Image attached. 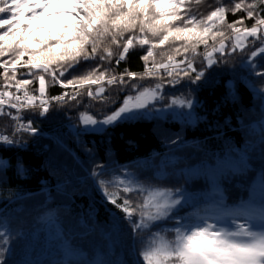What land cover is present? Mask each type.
<instances>
[{
    "label": "snow or ice",
    "instance_id": "obj_1",
    "mask_svg": "<svg viewBox=\"0 0 264 264\" xmlns=\"http://www.w3.org/2000/svg\"><path fill=\"white\" fill-rule=\"evenodd\" d=\"M201 2L0 0V117L8 116L13 121L11 137L0 133V148L23 147L14 138L17 132L38 133L31 119L23 122L24 111L39 110V115L44 116L52 101L79 103L77 97L85 91L90 99L108 105L110 97L105 95V85L118 86L119 92L129 94L118 107L109 105L102 119L82 112L79 119L83 127L78 135L106 133L121 123L165 112L186 117L191 124L199 119L194 114L198 101L193 99V93L208 83L204 68L198 70L195 66L197 58L202 57L204 65L211 68L218 62L216 53L224 58L239 51L240 67L246 72L244 82L261 102V118L249 127L260 133L264 151V0H229L228 4L216 0L217 6L209 5L212 10L206 15L193 11V3ZM229 12L244 15L229 22ZM246 20L253 23L247 26ZM250 44L254 50L249 52ZM137 47L146 48L141 56L142 72L125 68L117 74L102 68V63L89 64L97 60L110 62L115 57L119 66ZM82 66L86 67L81 74L72 75ZM255 78H260L259 86ZM148 79L158 82L147 86L134 82ZM185 80V87L196 88L187 94L168 96L164 107H155L165 99L164 83L175 87ZM34 84L38 87L32 89ZM57 84L65 92L49 97V86ZM225 87V99L237 101L235 83L230 80ZM115 103L111 100V104ZM177 109L181 111L177 113ZM86 151L92 154V150ZM8 165L9 161L0 158V180ZM202 166L211 174L210 187L197 198L203 203L196 204L184 188L141 182L130 172L105 180L100 178L105 174L104 165L92 170L97 190L123 213L122 217L111 213V230L131 241L127 259L115 264H264V162L253 169L246 149L229 146L215 164ZM15 167L18 175L26 172L19 160ZM191 171L185 170L186 174ZM159 175L165 173L161 171ZM236 175L248 176L245 194L229 202L221 180ZM109 187L113 190L109 191ZM187 206L193 210L181 214ZM20 236L22 233L14 230L6 218L0 219V264H9L13 241ZM62 249L64 259L56 264H72L73 249L67 243ZM85 264L113 262L91 260Z\"/></svg>",
    "mask_w": 264,
    "mask_h": 264
},
{
    "label": "trees",
    "instance_id": "obj_2",
    "mask_svg": "<svg viewBox=\"0 0 264 264\" xmlns=\"http://www.w3.org/2000/svg\"><path fill=\"white\" fill-rule=\"evenodd\" d=\"M222 2L228 4L229 0ZM209 5L217 6L216 0H202L199 5L193 3L192 8L194 12L206 15L212 10ZM242 15V12L235 15L229 12L227 19L231 22ZM251 23V20L245 21L247 26ZM227 43L230 45V41ZM203 50L200 46L199 51ZM251 50L254 46L250 44L249 52ZM114 51L117 50L114 48ZM145 51L146 48L139 47L131 50L119 66L115 57L110 62L97 60L89 64L102 63V68H109L117 74L125 68L142 72L144 62L141 56ZM241 55L237 51L229 57L219 58L216 53L218 62L211 68L204 65L202 57L197 58L195 66L198 70L204 68L208 83L193 93V99L198 101L194 114L199 119L191 124L186 122V117L159 115L121 123L108 128L106 133L79 132L78 135L83 127L79 119L82 112L102 119L109 105L118 107L123 97L129 94L119 92L118 86L107 85L108 105L90 99L85 91L77 97L79 103L71 100L51 102L50 110L44 116L39 115V110L24 111V122L31 119L38 133L17 132L14 138L20 140L23 147L0 148V158L9 161L3 180H0V219L6 218L14 230L22 233L13 241L9 264H56L64 259V243L74 251L72 264H85L91 260H110L115 264L127 259L131 241L111 230V213L121 217L123 213L106 202L91 176L98 165L105 166L101 179L110 180L113 176L130 172L141 182L186 189L193 204L203 203L197 198L210 187L211 174L202 165L215 164L217 158L224 157L229 146L246 149L253 169L258 168L264 162V151L260 133L251 131L249 126L261 118V102L244 82L246 72L240 67ZM85 67L72 75L81 74ZM255 79L259 86L260 78ZM230 80L237 89L235 102L225 99V85ZM134 82L147 86L158 81ZM187 84L186 80L175 87L164 83L165 99L155 107H164L168 96L187 94L196 88V85L185 87ZM31 87L35 89L38 84ZM63 92L65 89L60 85H50L47 95L51 97ZM111 100L116 103L111 104ZM12 124L8 116L0 117V133L11 137ZM86 149L92 150V154L89 155ZM18 160L26 169L23 175L17 174ZM186 169L192 171L186 174ZM161 171L165 175H159ZM247 179V175H236L221 180L229 202L245 194ZM112 190L109 187V191ZM132 198L135 200L136 197ZM192 210L187 206L181 214Z\"/></svg>",
    "mask_w": 264,
    "mask_h": 264
},
{
    "label": "rangeland",
    "instance_id": "obj_3",
    "mask_svg": "<svg viewBox=\"0 0 264 264\" xmlns=\"http://www.w3.org/2000/svg\"><path fill=\"white\" fill-rule=\"evenodd\" d=\"M65 11H67V10H65ZM61 18H65V17H61ZM180 111H181L180 109H177V113H179ZM183 111H187V109H184ZM14 112H15V110H14ZM165 115H171V116L176 117V118H182V116H180L178 114L173 115L171 112H165L164 114H161L160 116H165ZM147 117H152V116H147Z\"/></svg>",
    "mask_w": 264,
    "mask_h": 264
},
{
    "label": "built area",
    "instance_id": "obj_4",
    "mask_svg": "<svg viewBox=\"0 0 264 264\" xmlns=\"http://www.w3.org/2000/svg\"><path fill=\"white\" fill-rule=\"evenodd\" d=\"M53 102V101H52Z\"/></svg>",
    "mask_w": 264,
    "mask_h": 264
}]
</instances>
